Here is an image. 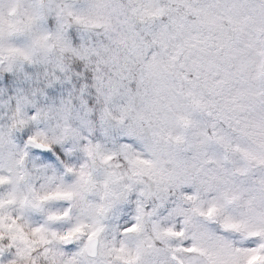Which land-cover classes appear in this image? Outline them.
I'll return each mask as SVG.
<instances>
[{
    "label": "clouds",
    "instance_id": "obj_1",
    "mask_svg": "<svg viewBox=\"0 0 264 264\" xmlns=\"http://www.w3.org/2000/svg\"><path fill=\"white\" fill-rule=\"evenodd\" d=\"M0 264H264V0H0Z\"/></svg>",
    "mask_w": 264,
    "mask_h": 264
}]
</instances>
